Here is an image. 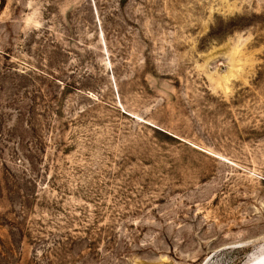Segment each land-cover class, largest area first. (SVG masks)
<instances>
[{
  "label": "rangeland",
  "instance_id": "1",
  "mask_svg": "<svg viewBox=\"0 0 264 264\" xmlns=\"http://www.w3.org/2000/svg\"><path fill=\"white\" fill-rule=\"evenodd\" d=\"M260 250L264 0H4L0 264Z\"/></svg>",
  "mask_w": 264,
  "mask_h": 264
},
{
  "label": "bare ground",
  "instance_id": "2",
  "mask_svg": "<svg viewBox=\"0 0 264 264\" xmlns=\"http://www.w3.org/2000/svg\"><path fill=\"white\" fill-rule=\"evenodd\" d=\"M243 264H264V251L260 250L257 255L250 256Z\"/></svg>",
  "mask_w": 264,
  "mask_h": 264
},
{
  "label": "trees",
  "instance_id": "3",
  "mask_svg": "<svg viewBox=\"0 0 264 264\" xmlns=\"http://www.w3.org/2000/svg\"><path fill=\"white\" fill-rule=\"evenodd\" d=\"M3 2H4V0H1V2H0V6L3 5ZM214 33H215V32H213V29H212V31L210 32V34H209L208 37H213ZM71 86H73V84L66 82L65 85H64V88H69V87H71Z\"/></svg>",
  "mask_w": 264,
  "mask_h": 264
}]
</instances>
